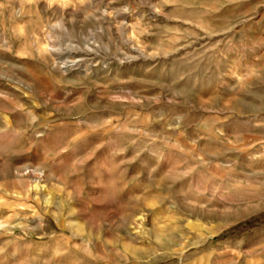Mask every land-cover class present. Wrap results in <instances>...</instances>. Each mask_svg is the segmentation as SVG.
<instances>
[{
  "label": "rangeland",
  "instance_id": "rangeland-1",
  "mask_svg": "<svg viewBox=\"0 0 264 264\" xmlns=\"http://www.w3.org/2000/svg\"><path fill=\"white\" fill-rule=\"evenodd\" d=\"M0 264H264V0H0Z\"/></svg>",
  "mask_w": 264,
  "mask_h": 264
}]
</instances>
